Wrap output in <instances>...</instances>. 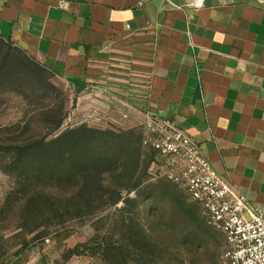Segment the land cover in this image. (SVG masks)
<instances>
[{
    "label": "rangeland",
    "instance_id": "1",
    "mask_svg": "<svg viewBox=\"0 0 264 264\" xmlns=\"http://www.w3.org/2000/svg\"><path fill=\"white\" fill-rule=\"evenodd\" d=\"M0 59V258L226 264L223 235L161 177L165 159L144 147L143 120L126 128L116 99L77 91L14 45L0 42ZM66 130H76L72 145L46 154Z\"/></svg>",
    "mask_w": 264,
    "mask_h": 264
},
{
    "label": "crops",
    "instance_id": "2",
    "mask_svg": "<svg viewBox=\"0 0 264 264\" xmlns=\"http://www.w3.org/2000/svg\"><path fill=\"white\" fill-rule=\"evenodd\" d=\"M0 37L116 99L126 128L146 109L172 121L264 207V0H0Z\"/></svg>",
    "mask_w": 264,
    "mask_h": 264
},
{
    "label": "built area",
    "instance_id": "3",
    "mask_svg": "<svg viewBox=\"0 0 264 264\" xmlns=\"http://www.w3.org/2000/svg\"><path fill=\"white\" fill-rule=\"evenodd\" d=\"M138 113L144 147L159 150L165 159L161 177L183 188L200 207L206 225L223 235L226 264H264V207L252 205L237 186L217 174L201 147L172 121L150 109Z\"/></svg>",
    "mask_w": 264,
    "mask_h": 264
},
{
    "label": "trees",
    "instance_id": "4",
    "mask_svg": "<svg viewBox=\"0 0 264 264\" xmlns=\"http://www.w3.org/2000/svg\"><path fill=\"white\" fill-rule=\"evenodd\" d=\"M0 42L2 43H7L9 45H13L11 42H7V41H4L1 37H0ZM32 60V59H31ZM33 61V60H32ZM34 62V61H33ZM2 64H3V61L0 59V75L1 77L0 78H4L5 77V74H3V71L2 70ZM4 76V77H3ZM62 125V118L57 122V124L55 125L54 127V130L57 131ZM76 132V130H66L64 131L60 136H58L55 141L51 142L50 143V149L46 151V154L48 155H51V156H58V155H61L63 153H65L66 149L69 148V146L72 145L73 143V140H70L68 137L70 136V134H74ZM80 161H75L72 166L75 170H78V167L82 164V162L80 163ZM92 162L90 161L89 164H91ZM93 164V163H92ZM68 180H72V178H68ZM103 189H105L104 187H102Z\"/></svg>",
    "mask_w": 264,
    "mask_h": 264
}]
</instances>
